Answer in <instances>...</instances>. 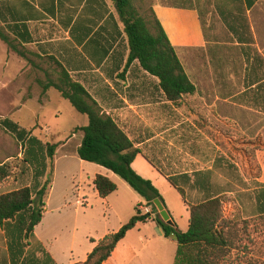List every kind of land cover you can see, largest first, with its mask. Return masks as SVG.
I'll list each match as a JSON object with an SVG mask.
<instances>
[{
  "label": "crops",
  "instance_id": "0c3cea01",
  "mask_svg": "<svg viewBox=\"0 0 264 264\" xmlns=\"http://www.w3.org/2000/svg\"><path fill=\"white\" fill-rule=\"evenodd\" d=\"M187 1L191 3L157 2L152 7L195 86L193 94L177 102L168 100L159 79L138 61L127 65L128 40L121 34L124 25L112 0H10L0 6L5 20L0 27L6 33V20L26 19L17 31L31 39L24 48L34 63L10 51L0 39L5 48L30 67L40 68L36 59H47L48 69L57 76L65 69L80 83L142 151L132 167L153 183L165 202L168 196L179 194L168 177L212 171L220 158L241 172L260 169L264 173V0L251 5L247 0H218L215 13L223 28L221 35L215 24L208 23L205 0ZM51 28L54 37L37 40ZM45 80L46 76L37 83ZM88 123L87 117L71 130L68 140L54 134L58 147L52 186L34 234L55 264H84L99 241L136 215L137 206H147L118 175L79 158L83 133L74 134V130ZM215 173L224 183L234 184ZM98 175L117 186L106 198L96 189ZM251 180L255 184L252 191L264 185V176ZM191 196L200 198L195 191ZM180 199L189 214L187 230L177 223L172 207L165 209L179 230L186 232L190 212ZM4 234L0 227V264H11ZM177 250V241L166 237L150 219L130 230L104 264H174Z\"/></svg>",
  "mask_w": 264,
  "mask_h": 264
},
{
  "label": "trees",
  "instance_id": "16d2710c",
  "mask_svg": "<svg viewBox=\"0 0 264 264\" xmlns=\"http://www.w3.org/2000/svg\"><path fill=\"white\" fill-rule=\"evenodd\" d=\"M7 1L10 0H0V6L2 2ZM112 1L124 25L121 34L128 40L130 52L127 65L138 61L145 71L159 79L160 87L172 102H177L183 95L193 94L195 86L153 9L151 22L139 12L134 4L135 0ZM247 1L251 5L256 0ZM25 20L19 17L6 20L8 34L0 27V39L10 51L33 64L34 60L28 57L24 48V44L30 43L31 39L17 31L18 25H24L19 23H24ZM0 21H5L1 14ZM11 23H14V26ZM50 59L62 67L55 58ZM39 84L43 93L54 88L78 113L88 117L87 126L74 130V134L83 133V140L77 151L79 158L105 167L118 175L145 199L147 206L152 208V213L144 214L141 206H137L136 215L118 232L109 234L99 241L84 264H104L130 230L138 223L150 219L157 223L166 237H172L177 241L178 250L174 264H222L227 247V239L222 228L223 196L241 191L251 193L247 194L248 199L253 201L258 214H264V185L252 191L243 181L238 167L220 158L215 161L212 171L200 170L194 172L193 176L182 174L168 177L190 212L188 231L179 230L174 223L168 225L161 219L154 204V201L159 199L166 208L160 192L151 181L142 178L132 167L142 151L135 147L134 142L116 120L103 113L90 93L65 69L58 74L56 80L47 74L46 80L40 81ZM0 124L20 143L23 152V159L17 166V174H13L7 164L0 166V182L10 177L29 182L0 194V227L5 232L4 238L11 256V264H55L36 238L34 231L43 219L52 186L53 161L58 144L43 142L33 135L31 130L23 128L10 118L1 120ZM146 159L155 167V163L147 156ZM50 164L52 170L48 173ZM215 172L228 177L234 184L214 182L212 174ZM95 186L103 198L117 190L116 184L103 175L96 177ZM194 191L200 194V198L193 199L189 195ZM37 253L41 254V258Z\"/></svg>",
  "mask_w": 264,
  "mask_h": 264
},
{
  "label": "rangeland",
  "instance_id": "374dc122",
  "mask_svg": "<svg viewBox=\"0 0 264 264\" xmlns=\"http://www.w3.org/2000/svg\"><path fill=\"white\" fill-rule=\"evenodd\" d=\"M191 1V0H190ZM208 23L217 27V32L223 34V28L218 22L215 6L218 0H210L207 5ZM166 4L191 3L187 0H135V6L139 12L152 22V7L155 3ZM196 3L192 1V4ZM54 37V30L47 29L37 36V40L45 37ZM5 45V44H4ZM0 40V121L10 118L19 123L23 128L31 130L45 143L54 144L59 135L60 139L72 137L71 130L87 121L85 115L77 113L70 102L61 97V94L50 89L43 93L37 83L38 79L44 80L45 76L56 79L57 74L48 69L47 59H36L40 68L30 67L28 62L14 53H11ZM195 57H193L194 59ZM197 59H201L198 57ZM46 72H48L46 74ZM260 121H263L259 118ZM237 141L241 137L236 138ZM23 159L20 143L7 132L0 124V166L7 164L13 174L18 173L17 166ZM239 169V168H238ZM51 164L48 173L51 172ZM78 171V168H77ZM243 181L249 189L255 187L251 180L254 176H264L260 169L250 173L247 170L240 171ZM51 176V174H50ZM52 177V176H51ZM244 178H248L246 182ZM216 183H224V179L214 173L212 177ZM78 181V180H77ZM29 184L13 177L0 182V194L10 192ZM252 192V191H251ZM191 193L189 195L191 196ZM246 191L223 196V222L222 228L227 239L225 257L222 264H264V214H258L253 201L249 200ZM192 197V196H191ZM166 207H172L176 212L175 219L184 230L188 228L189 214L181 202L179 194L167 198ZM52 206H49V209Z\"/></svg>",
  "mask_w": 264,
  "mask_h": 264
},
{
  "label": "water",
  "instance_id": "95a60500",
  "mask_svg": "<svg viewBox=\"0 0 264 264\" xmlns=\"http://www.w3.org/2000/svg\"><path fill=\"white\" fill-rule=\"evenodd\" d=\"M155 207L159 212V215L161 217V219L167 223L168 225H173V221L171 220L170 214L168 213V211L165 209L164 205L162 204V202L157 199L154 201Z\"/></svg>",
  "mask_w": 264,
  "mask_h": 264
},
{
  "label": "built area",
  "instance_id": "2783aa9c",
  "mask_svg": "<svg viewBox=\"0 0 264 264\" xmlns=\"http://www.w3.org/2000/svg\"><path fill=\"white\" fill-rule=\"evenodd\" d=\"M141 210H142V212H143L144 214L152 213V208L149 207V206H144V207L141 208Z\"/></svg>",
  "mask_w": 264,
  "mask_h": 264
}]
</instances>
